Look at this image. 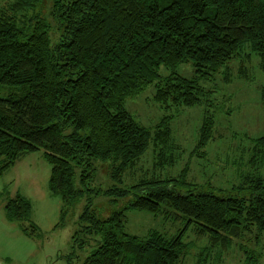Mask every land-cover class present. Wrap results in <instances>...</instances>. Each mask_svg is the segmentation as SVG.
<instances>
[{
    "label": "trees",
    "instance_id": "1",
    "mask_svg": "<svg viewBox=\"0 0 264 264\" xmlns=\"http://www.w3.org/2000/svg\"><path fill=\"white\" fill-rule=\"evenodd\" d=\"M42 1H0V177L27 155L44 152L52 166L49 192L66 207L85 200L72 237L88 253L82 264H180L186 253L184 231L140 237L125 231L124 210L102 217L94 201L103 195L117 201L134 194L127 208L172 213L186 220L185 228L209 235L212 245L227 248L248 234L258 241L264 177L241 174L240 188H253L249 196L194 185L187 170L163 178L160 170L177 160L169 152L171 115L151 130L133 118L127 102L154 84L153 99L165 111L212 107L202 80L244 54L264 58V0H51L48 16L31 14ZM189 62L193 78L176 71ZM162 66L169 75H161ZM213 124L207 116L203 145ZM253 140L248 164L258 170L264 136ZM153 141L151 167L143 160ZM98 162L108 163L107 189L93 185ZM129 177L136 182L128 189ZM4 209L33 235L28 198L17 193Z\"/></svg>",
    "mask_w": 264,
    "mask_h": 264
},
{
    "label": "rangeland",
    "instance_id": "2",
    "mask_svg": "<svg viewBox=\"0 0 264 264\" xmlns=\"http://www.w3.org/2000/svg\"><path fill=\"white\" fill-rule=\"evenodd\" d=\"M51 4V0H43L31 14L48 16ZM51 35L54 41V30ZM160 70L163 77L170 74L164 66ZM176 71L187 78L195 76L191 62L178 66ZM227 75L231 81H226ZM201 83L210 90L208 100L213 102L212 107L201 105L165 111L154 101L155 87L151 84L140 95L128 99L127 108L136 121L151 130L166 115H171L169 145L172 149L169 152H173L177 160L173 166L160 170L163 178L177 177L187 170L185 179L194 185L212 186V191L219 195L249 196L253 188L247 187L249 185L240 188L241 174L256 173L264 177V161L258 170L248 164L254 153L253 139L264 136V58L256 54L249 58L244 54L224 64L212 80ZM207 116L214 121L213 133L203 145L201 130ZM156 159L153 141L143 164L152 167ZM51 170V164L40 150L27 155L0 177V264H82L88 254L72 244L85 200L64 206L60 196L49 192ZM135 182L129 177L124 187L129 189ZM93 185L103 189L110 187L108 163H97ZM17 193L32 204L27 225H35L36 231L31 236L5 213L7 199ZM134 198V194H129L115 201L114 197L103 195L95 199L94 208L102 217L124 210L125 231L132 235L144 237L158 231L171 238L184 231L182 239L187 249L180 264H264V233L258 241L253 234H248L243 240L231 242L227 248L212 245L209 235H198L193 226L185 228L186 220L172 213L154 215L127 208Z\"/></svg>",
    "mask_w": 264,
    "mask_h": 264
}]
</instances>
